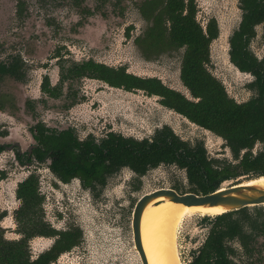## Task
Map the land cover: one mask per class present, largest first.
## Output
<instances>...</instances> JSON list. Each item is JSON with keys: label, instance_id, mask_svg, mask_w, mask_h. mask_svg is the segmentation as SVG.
Listing matches in <instances>:
<instances>
[{"label": "rangeland", "instance_id": "1", "mask_svg": "<svg viewBox=\"0 0 264 264\" xmlns=\"http://www.w3.org/2000/svg\"><path fill=\"white\" fill-rule=\"evenodd\" d=\"M24 17L18 13V0H0V60L19 55L26 63L27 80L21 84L12 79L0 83L5 111H0V145L18 143L22 153L34 144L28 129L35 118L55 129L75 128L80 139L88 135L101 138L108 132L142 139L153 135L164 125L189 142L204 141L210 156L228 157L220 139L188 123L182 117L163 108L157 98L141 92L126 93L110 89L96 81L85 80L75 86L77 104L66 109L64 98L52 100L40 92L45 75L56 85L59 79L57 55L83 61L94 59L109 66H126L132 74L156 77L168 87L187 94L179 79L181 54L145 61L134 46L133 39L145 28L137 4L142 0H83L94 11L92 16L74 7L72 0H24ZM198 20L205 24L216 18L222 36L212 45L211 72L238 102L247 101L249 77L238 74L228 64L227 37L238 26L239 0H197ZM133 26L130 38L127 28ZM254 52L263 57L264 25L258 28L252 44ZM40 100L33 115L25 109L27 99ZM32 115V116H31ZM0 154V209L7 212L2 221L4 236L18 239L13 213L19 202L15 197L17 184L37 171L40 191L44 196L47 221L57 230L71 225L84 233L82 245L62 256L56 264H142L135 250L131 229L132 212L137 200L159 189L182 186L188 191L183 172L162 166L150 171L140 181L123 170L109 180L101 196L94 198L78 181L59 183L46 168L20 166L15 151ZM246 177L232 183H247ZM199 214L187 215L179 226L177 246L181 262L187 264L192 252L207 235ZM52 240L37 238L30 242L33 258L48 249ZM264 256V251H263Z\"/></svg>", "mask_w": 264, "mask_h": 264}, {"label": "trees", "instance_id": "2", "mask_svg": "<svg viewBox=\"0 0 264 264\" xmlns=\"http://www.w3.org/2000/svg\"><path fill=\"white\" fill-rule=\"evenodd\" d=\"M72 3L79 9L83 7V0H72ZM242 4L243 23L230 43L232 61L256 77L253 87L257 88L259 96L246 104L236 105L230 100L222 85L208 72L210 45L217 38L218 31L213 20L205 30L196 21L194 0H145L141 3L139 12L148 27L136 39V44L147 60L183 49L180 78L198 102L188 101L156 78H140L127 73L125 67L112 68L93 60L58 62L61 70L59 84L51 86L45 77L41 89L48 97L59 99L67 86L69 100L74 103L75 84L87 78L104 82L112 88L128 92L140 90L148 96H158L163 106L222 136L237 158L242 149L251 148L255 141L264 142V74L261 65L245 51L251 26L264 21V0H243ZM17 7L19 15L24 17L26 2L18 0ZM81 10L90 13L88 9ZM24 65L20 56L1 61L0 79L7 76L22 81ZM33 135L38 144L33 157L38 162L51 159V171L64 183L78 178L85 188L94 192L124 167L143 176L161 164H175L187 171L192 191L204 195L216 191L223 182L241 172L264 176V152L256 158L245 155L240 166L223 164L213 168L200 144L191 147L180 141L168 127L157 131L152 141L141 142L115 134H109L100 144H96L93 138L80 142L72 130L56 132L42 125L33 129ZM16 197L20 207L14 217L20 239H5L0 227V264H53L61 254L80 244V229L59 232L44 222L36 176L31 175L19 184ZM3 217L5 213L0 212V221ZM211 224L206 242L188 264H264L263 245L258 243L259 238H264L263 209L246 208L224 214ZM36 237L57 239L49 250L32 260L29 242ZM235 242L238 246H234Z\"/></svg>", "mask_w": 264, "mask_h": 264}, {"label": "flooded vegetation", "instance_id": "3", "mask_svg": "<svg viewBox=\"0 0 264 264\" xmlns=\"http://www.w3.org/2000/svg\"><path fill=\"white\" fill-rule=\"evenodd\" d=\"M144 1H145V0H142L141 2H139V3L137 4V10H138V13H139L140 19H141V20L143 21V23L145 24V28L140 32L139 35H137V36L134 37V39H133L134 46L136 47V49H137V51L139 52L140 56H141L145 61H148V62H154V61H157V60H159V59H161L162 57H165V56H172V55L181 54V62H182V56H183V53H184V50H183V49H181V50L178 51V52H173V53H170V54L162 55V56L158 57V58L155 59V60H147V59H145V57L142 56V54H141V52H140V50H139V48H138V46H137V44H136V39L139 38V37L144 33V31L147 29V27H148V23L142 18L141 14H140V12H139V8H138V6H139L141 3H143ZM242 1H243V0H239V2H238V9H239V11H240V13H241V14H240V20H239L238 26H237V27L231 32V34L227 37V42H228V64H229L230 67H231L232 69H234L238 74H240V75H242V76H244V77H249V78H250V81L248 82V84H247L246 87H247V90L251 93V97H250L247 101H244V102H238L237 100H235L233 97H231V96L229 95V93H228V91H227L225 85H224V84H223V83H222L217 77H215V76L212 74V72H211V65H212V45H213V43H214L215 41H217L219 38H221V36H222V30H221V27H220V25H219V23H218V21H217L216 18H210V19H208V21H207L205 24H202V23L198 20V13H199L198 2H197V0H194V2H195V6H196V10H197L196 21L200 24V26L203 28V30H205L206 27H207V25L210 23V21L213 20V21H215V23H216V27H217V31H218V36H217V38H216V39L211 43V45H210V64L207 66V70H208V72H209V73H210V74H211V75H212V76H213V77H214V78H215V79H216V80L222 85V87H223V89H224V92H225L226 96H227L230 100H232L236 105H243V104H246V103L250 102L251 100H253V99H255V98H257V97L259 96V92H258L257 88H256V87H253V84L256 82V77H255L250 71H243V70H241V69H240V68H239V67H238V66L232 61V59H231V50H232V46H231V43H230V42H231V39H232V37L234 36V34L240 30V27H241V25H242V23H243V19H244V14H245L244 9H243ZM74 7L77 8L76 6H74ZM77 9L79 10V8H77ZM80 9H83V10L88 9V10H90V13H89V14L84 13V14L87 15V16H92V15L94 14V11H92L91 9H89L88 7H86V6H84V5H83V7L80 8ZM262 25H264V21H261V22H259V23L253 24V25L251 26V35H250V39H249L248 45L245 47V48H246L245 51L248 53V55H249L251 58L255 59L256 62H257L259 65H261V67H262V73L264 74V49H263V51H262V53H263V57H260V56H258V55L254 52V50H253V48H252V44H253L254 40L257 38L258 28H259L260 26H262ZM133 29H134L133 26L127 28V37H128V38L131 37V36H130V31H132ZM11 56H19V55H11ZM20 57H21V56H20ZM56 57H57V59H58V60H57V66H58V68H59V79H58V82L56 83V85L59 84V82H60V72H61V70H60V66L58 65V62H61V61H62V62H67V63H72V62H75V63H82V62H84V61L93 60V61H95V62H97V63L103 64V65H106V66H108V67H112V68L125 67V68H126V72L129 73V74H132V73H130V72L128 71V68H127L126 66L113 67V66H109V65H107V64H105V63L98 62V61H96V60H94V59H87V60H83V61H75V60H70V59H68V58L65 59V58L61 57L59 53H58V55H57ZM21 58H22V57H21ZM7 59H8V58H7ZM7 59H6V60H2V61H7ZM22 60H23V58H22ZM0 62H1V60H0ZM23 62L25 63L24 60H23ZM22 72H23V75H24V78H23L22 81L15 80V79H13V78H10V77H7V76H6V77H4L3 79H0V83H1L4 79H7V78H8V79H12V80H14L15 82H19V83L23 84V83H25L26 80H27L26 63H25V65H24V69L22 70ZM132 75H135V74H132ZM180 75H181V63H180V70H179V79H180V82H181L182 86H183L184 89L187 91V94H184L183 92H180V91H178V90H175V89H172V88L168 87V86L165 85V84L162 82V80H160L159 78H156V77H141V76H138V75H135V76L140 77V78H156V79L160 80L161 83H162L164 86H166L167 88H169V89H171V90H173V91L178 92L179 94H181L182 96H184V98L187 99L188 101H191V102H198V99H195L194 97H192V95L190 94L189 90L183 85V83H182V81H181V78H180ZM45 77H48L51 86H56V85H53V84L51 83L50 77H49L48 75H45V76L43 77V79H44ZM43 79H42V82H41V85H40V92H41L46 98H49V99H52V100H60V99L64 98L65 101H66L65 108H66L67 110L73 108V107L77 104V101H78V94H77V93H74L75 97H74L73 100H75V99H76V100H75V102L73 103L72 100H69V92H68V88H67V86L64 87L63 95H62L59 99H53V98L48 97L46 94L43 93V91H42V89H41V86H42V83H43ZM85 80L100 82V83L104 84L105 86H107V87L110 88V89L120 90V91H124V92H126V93H137V92H141V93L145 94V95H146L147 97H149V98H153V97H154V98H157V99L159 100L160 105H161L163 108H165V109H167V110L173 112L174 114H176V115L182 117V118H183L184 120H186L188 123H190V124H192V125L198 127L199 129H201V130H203V131H205V132H208V133L214 135L216 138L220 139V140L222 141V143H223V146L225 147V149L227 150V152H228L229 155H230L229 158H228V157H226V158H225V157H223V158H219V157H215V156H210V155H209V152L207 151V147H206L204 141H202V140H198V141L192 143V142H189V141H187V140H183V139H182L180 136H178V135L176 134V132H175L170 126H168V125H164V126H162L161 128H158L157 130H155V132L153 133V135H151L150 137L142 138V139L134 138V137H131V136H125V135H122V134H119V133H116V132H113V131L106 133V134L103 135L101 138H96L94 135L91 134V135H88L85 139H80V138H79V135H78V133H77V131L75 130V128H67V129H62V130H60V129H55V128H51V127L47 126L43 121L39 120V119L36 118V117H34V118H35V121L33 122L34 124H33L32 126H30V128L28 129L29 134H30V136H31V138H32V140H33V142H34V144H33L32 146H30L29 149H28L25 153H22L21 146H20V144H18V143L12 144V145H10V146L0 145V148H2V150L0 151V154L4 153L5 151H13V149L17 148V150L15 151V157H16V160H17V162H18V164H19L20 166H23V167H36V166H38V165H46V168L50 171V173L55 177V179H56L59 183H61V184H63V185H69V184L72 183L73 181H78V182L80 183L81 187H82L85 191L89 192L94 198H96V197L101 196V194L103 193V191H104L105 188L107 187L109 180H111L113 177H115L116 175H118V174H119L120 172H122L123 170H129V171H130V172L136 177V179H138V181H140V180H141L142 178H144V177H145L150 171L156 170V169H158V168H160V167H162V166L174 167V168L177 169L178 171L183 172L184 175H185V180H186V182H187V187H188V191H187V192L184 191V188H183L182 186H174L172 189H168V190H173V191H175V192H176L177 194H179V195L194 194V195H197V196H205V195H208V194H205V195H204V194H201V193H195V192H193V191H192V187H191V185H190V183H189V181H188L187 171H186L185 169L179 168V167H178L177 165H175V164H173V165H165V164H161V165H159V166L156 167V168H153V169L148 170L147 173H146L145 175H143V176H139V175H137V174H136L135 172H133L129 167H124V168H122L118 173H116L115 175L109 177V178L107 179L106 185H105L104 187H102V188H99L96 192H94L92 189L85 188V187L83 186L81 180L78 179V178H73L70 182H68V183H64L61 179H59V178H58V177H57V176L51 171V169H50L51 159L47 158V159H45V161H43V162H38V161L33 157V151H34V149H36L37 146H38L36 140L34 139V135H33V129H34L37 125H42L45 129L50 130V131H56V132H63V131H67V130H72V131L74 132V134L76 135V138H77L78 141L83 142V141H86V140L89 139V138H93L96 144H100V142H101L102 140L106 139L107 136H108L109 134L119 135V136H121V137H123V138H125V139H132V140H135V141H138V142H141V141H144V140L152 141V139H153V137H154V135L156 134L157 131L163 129L164 127H168V128L173 132V134H174V135H175L180 141H182V142H184V143L190 145L191 147H194L195 145L200 144V145L202 146V148L204 149V151H205V156H206L207 161L211 163V166H212L213 168H218L220 165H223V164L231 165V166H233V167L240 166V163H241V161H242V159L244 158L245 155H250L251 158H256L259 154H261V153L264 152V142H263V141H260V140H257V141L254 142V144H253V146H252L251 148H248V149H242V150L240 151V153H239V156L236 158L235 155H234V153H233V151H232V149H231V147L229 146L228 142H227L222 136H219V135L215 134L214 132H212L211 130H208V129H206V128H203V127H201V126H199V125H197V124L191 122V121L188 120L186 117L182 116L181 114L177 113L176 111H174V110H172V109H169V108L163 106V105L161 104V101H160L161 99H160V97H158V96H148L145 92L140 91V90H137V91H134V92H128V91H125V90H123V89L112 88V87L108 86V85H107L106 83H104V82H101V81H98V80H93V79H87V78L82 79L81 81L77 82V83L75 84V86H76L78 83H81V82H83V81H85ZM65 85H67V84H65ZM72 93H73V92H72ZM3 97H4V95H3V94H0V105H1V106H0V111H5V105H4V102H3V101H4V100H3ZM39 102H40V100H33V99H30V98H29V99H27V100L25 101V109H26L28 112H31V113L34 115L35 112H36V107H37V105L39 104ZM31 116H32V115H31ZM28 160H29V161H28ZM1 175H2V178H1L0 180H4V179L6 178V175H7V174H6L5 172H2ZM31 175L36 176V178H37V180H38V192H39V195L42 197L41 209H42V212H43V220H44V222L48 223L53 229H55V228H54V227H53V226L47 221V219H46V215H45V211H44V196L41 194V191H40V179H39V176H38L36 170L30 172V173L26 176V178H25L24 180H22L21 182H19V183L17 184L16 191H17V188H18L19 184L23 183V182H24L26 179H28ZM241 177H246V178H247V181H254V179L258 180V179H260L261 177L263 178L264 176H259V175L255 176L254 174H253V175H251V174L248 175V174H245V173L241 172V173H240L238 176H236L235 178H232V179H230V180H228V181L223 182V183L219 186V188H218L216 191L211 192V193H209V194L215 193V192H217L218 190H220V189H222V188H227V187H232V186H236V185H239V184H243V183H232V184L228 185L227 187H224V185H225L226 183L237 181V180H238L239 178H241ZM247 181H246V182H247ZM159 190H161V189H159ZM16 191H15V197H16ZM155 191H158V190H155ZM155 191H153V192H155ZM153 192H151V193H153ZM148 194H150V193H148ZM145 195H147V194H145ZM145 195H143V196H145ZM143 196H141V197L137 200L136 204L138 203V201H139ZM16 199H17V197H16ZM17 200H18V199H17ZM18 202H19V206H18L17 209H19V207H20V201L18 200ZM136 204H135V206H136ZM254 208H259V209H263V210H264V205L255 206V207H250V208H247V209L253 210ZM17 209H16V210H17ZM134 209H135V207H134ZM134 209H133V211H134ZM244 209H246V208H244ZM16 210H15V211H16ZM241 210H242V209H241ZM15 211H14V213H13V220H14V223H15V225H16V229H17V223H16V221H15V217H14V215H15ZM238 211H240V210H238ZM0 212L5 213V217H3V219L0 221V227L4 230V228L2 227V224H1V223H2V221L7 217V212L2 211L1 209H0ZM234 212H236V211H234ZM229 213H232V212H229ZM132 214H133V212H132ZM197 214H199V215L202 216V217H201V216H200V217H201L202 222L204 223V225H205V227H206V229H207L208 232H207V235H206L205 239L202 240V242L200 243V245L198 246V248L192 252V255H191L190 261H189L188 263H190V262L192 261V259H193V257H194L195 254H196V255L199 254L200 249L202 248V246H203L204 243L206 242L207 237H208V235H209V233H210L211 225H212V224H211V221L214 220L216 217H219V216L224 215V214H222V215H218V216H210V215H202V214H200V213H197ZM225 214H228V213H225ZM206 218H208V221H205ZM131 223H132V220H131ZM70 228H78V229L81 230L82 238H81L80 244H79L78 246L74 247L73 249H71L70 251L61 254V255L59 256V258L57 259V261H56L55 263H53V264H56V263L58 262V260H59L62 256L71 253L74 249L79 248V247L82 245V243H83V240H84V233H83V230H82L79 226H77V225H71V226H69V227H68L67 229H65V230H57V229H55V230L60 232V231H67V230L70 229ZM131 229H132V227H131ZM15 232H16V230H15ZM16 234L18 235V239H20V235H19L17 232H16ZM132 235H133V233H132ZM4 237H5V236H4ZM37 238L49 239V240H52V241H53L52 244H51V246H50L48 249H46L45 251L49 250V249L53 246L54 242H55L56 239H57L56 237H52V238L36 237V238H34V239H37ZM5 239H6V238H5ZM18 239H16V240H18ZM34 239H32V240H34ZM7 240H8V239H7ZM32 240H31V241H32ZM9 241H14V240H9ZM31 241H30V242H31ZM30 242H29V245H30ZM133 243H134V240H133ZM258 243H259L260 245H263V249H264V238H259V239H258ZM234 246H238V243L235 242V243H234ZM134 247H135V246H134ZM135 250H136V249H135ZM30 251H31V248H30ZM45 251H43V252H45ZM43 252H42V253H43ZM42 253H40V254H42ZM40 254H39V255H40ZM39 255H38V256H39ZM138 255H139V254H138ZM38 256H37V257H38ZM37 257H36V258H37ZM263 257H264V256H263ZM31 258H32V260L36 259V258H33V256H32V252H31ZM188 263H187V264H188ZM182 264H183V263H182Z\"/></svg>", "mask_w": 264, "mask_h": 264}, {"label": "bare ground", "instance_id": "4", "mask_svg": "<svg viewBox=\"0 0 264 264\" xmlns=\"http://www.w3.org/2000/svg\"><path fill=\"white\" fill-rule=\"evenodd\" d=\"M243 184L264 186V177ZM218 216L223 208L187 207L167 200H158L144 211L141 221L142 245L149 264H182L177 234L187 215Z\"/></svg>", "mask_w": 264, "mask_h": 264}, {"label": "water", "instance_id": "5", "mask_svg": "<svg viewBox=\"0 0 264 264\" xmlns=\"http://www.w3.org/2000/svg\"><path fill=\"white\" fill-rule=\"evenodd\" d=\"M158 200H167L187 207L223 208L224 213L244 208L264 205V186L255 184H239L222 188L205 196L194 194L179 195L173 190L161 189L143 196L135 206L132 214V233L134 246L142 264H149L141 239V221L145 209Z\"/></svg>", "mask_w": 264, "mask_h": 264}]
</instances>
